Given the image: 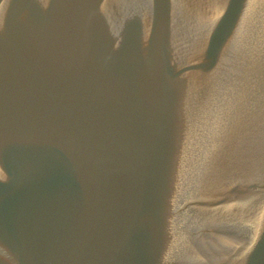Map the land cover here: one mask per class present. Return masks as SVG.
<instances>
[{
	"label": "water",
	"instance_id": "water-1",
	"mask_svg": "<svg viewBox=\"0 0 264 264\" xmlns=\"http://www.w3.org/2000/svg\"><path fill=\"white\" fill-rule=\"evenodd\" d=\"M0 264H264V0H0Z\"/></svg>",
	"mask_w": 264,
	"mask_h": 264
}]
</instances>
